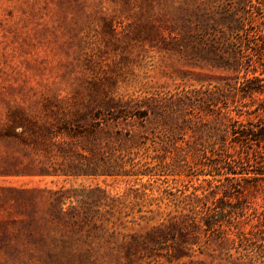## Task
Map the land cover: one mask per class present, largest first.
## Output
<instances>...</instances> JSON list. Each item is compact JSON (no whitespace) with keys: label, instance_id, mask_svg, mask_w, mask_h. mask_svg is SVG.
<instances>
[{"label":"rangeland","instance_id":"374dc122","mask_svg":"<svg viewBox=\"0 0 264 264\" xmlns=\"http://www.w3.org/2000/svg\"><path fill=\"white\" fill-rule=\"evenodd\" d=\"M246 2L0 0V264H264V180H212L186 154L193 130L239 150L231 122L259 120L239 88L259 76L264 101L263 67L218 44ZM216 88L226 104L193 101ZM186 93L183 112L149 103ZM131 99L148 100L141 114L110 119ZM172 119L184 131L166 138ZM65 126L83 131L76 143L52 139ZM118 129L140 141L106 147ZM80 207L93 216L73 222ZM214 212L234 240L182 226Z\"/></svg>","mask_w":264,"mask_h":264},{"label":"trees","instance_id":"16d2710c","mask_svg":"<svg viewBox=\"0 0 264 264\" xmlns=\"http://www.w3.org/2000/svg\"><path fill=\"white\" fill-rule=\"evenodd\" d=\"M241 9H243L245 13L243 16L236 11L234 12L236 21L239 22V27L235 28L234 31L228 36H223V42H221L220 39L218 44L220 45V51L222 49L224 53L235 55L237 60H239L241 63L245 61V64L248 67H251V70L249 71L252 74H257L260 67H263L264 69V0H247L246 6L241 7ZM218 44L216 45L217 48H219ZM228 69L235 70L236 68L229 67ZM263 72L264 70L259 73L262 74ZM246 74H248V72ZM254 81H261V78H259V76H254L253 78L247 77L244 82L245 85L239 88V91L242 92V95L244 94L242 98L251 96L252 101L254 103H258L256 108L250 112L247 111V114H254L259 120L256 123L254 121L245 123L237 118L231 122V132L234 135L232 141L239 143L241 148L238 150L232 145H228L226 135L222 138L223 142L221 141L220 143H217L215 140H212L210 136L205 137L203 134L193 130L194 134L190 136L191 139H189L187 142L189 145L186 152V154L189 155L187 157L191 158V160L188 161V166L191 170L195 168L196 170L199 169L201 174L211 175L213 176L212 180L219 182H223V180L227 181L235 179L239 186L242 185L240 180H244L245 182L258 181L261 179L264 180V116L261 115L264 112V101L258 102V99L254 97L256 93L261 92L259 90H254L256 87L251 86V83ZM225 96L226 89L216 88V90L210 91L206 96L196 95L193 101L196 100L198 103H200V107L201 103L207 104V106L209 104L218 105L220 102H224L226 104L227 101H224ZM191 99L192 97L186 93L176 98L171 97L165 101L164 98L161 100L152 99V101L149 103L152 105L166 106L169 102L171 103L170 109L177 113V111H185V108H187V101H192ZM133 101L134 99L117 102L118 106L111 110L110 119L114 120L115 122H119L121 119H126L128 117L141 114L144 110L138 108V103H148V100L140 101L138 99L135 101V103H133ZM248 105L249 104H243L242 106L246 107ZM238 106L239 105L236 107ZM240 110L241 109H239V112ZM180 112H178V114ZM238 114L241 116L243 112ZM227 118H229V120L234 119L233 117H229L228 113ZM186 121V118L183 117L182 122ZM166 125L170 126L169 132L164 133L166 138L169 137V134L170 136H175L182 133L181 131H184L181 130L183 128L180 127L178 122H174V119L171 120L170 124L166 123ZM64 131L65 134L52 135V139L56 138L58 139L57 141L61 140L62 142H59L61 144H74L77 142V139L75 138L81 136L83 133V131H81L79 128L75 129L70 126H65ZM92 133L96 135L97 131L94 129L92 130ZM186 133L187 132H183L182 136H179L176 141L185 140ZM60 135L61 137H59ZM124 138L128 140L140 141L137 133L131 131L124 133L122 130L118 129L113 131V135L106 139L107 141L104 142V145L107 147L110 142L122 140ZM169 140L170 139H168V141ZM101 143L103 142L99 140L97 148L99 152H101L104 148H100V145H102ZM86 151L90 150L86 149ZM161 166L163 165L161 164ZM209 182L212 181L209 180ZM56 194L57 197H63V199H66L65 196H63L61 190L56 191ZM224 196L226 197L227 194ZM61 205L62 214H65L66 211L63 210L64 203ZM76 211L77 208L71 217L73 222L83 220L87 221L93 216H85L84 210L81 207L79 211ZM215 216L219 217V213L214 212L208 217V219L201 218L198 221L196 216L192 215L190 216L189 221L183 222L182 226H189L190 228L197 226L198 229H201L207 233L215 232L219 237H226V239L229 240L231 238L230 232H228L229 230L223 228V222H221V219H218ZM174 224L177 225V227L179 225L177 223ZM178 229H180V227ZM181 231L184 232L183 229H181ZM238 237L242 246H250L251 244L254 245V243L249 242V237L245 232H240Z\"/></svg>","mask_w":264,"mask_h":264}]
</instances>
